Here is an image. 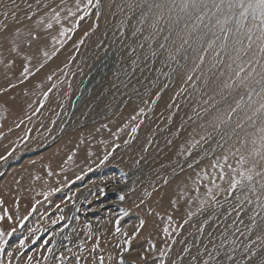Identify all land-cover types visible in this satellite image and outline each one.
<instances>
[{"label":"rangeland","instance_id":"1","mask_svg":"<svg viewBox=\"0 0 264 264\" xmlns=\"http://www.w3.org/2000/svg\"><path fill=\"white\" fill-rule=\"evenodd\" d=\"M249 3L0 0V264H264Z\"/></svg>","mask_w":264,"mask_h":264},{"label":"snow or ice","instance_id":"2","mask_svg":"<svg viewBox=\"0 0 264 264\" xmlns=\"http://www.w3.org/2000/svg\"><path fill=\"white\" fill-rule=\"evenodd\" d=\"M248 7L249 8L259 7L261 10V16L264 17V0H255V5L249 3ZM249 179H251V177H249Z\"/></svg>","mask_w":264,"mask_h":264},{"label":"bare ground","instance_id":"3","mask_svg":"<svg viewBox=\"0 0 264 264\" xmlns=\"http://www.w3.org/2000/svg\"><path fill=\"white\" fill-rule=\"evenodd\" d=\"M83 94L81 93V96H82ZM112 145V144H111Z\"/></svg>","mask_w":264,"mask_h":264}]
</instances>
